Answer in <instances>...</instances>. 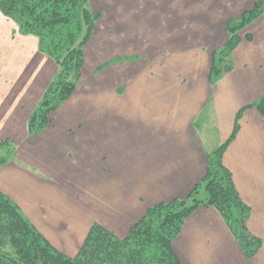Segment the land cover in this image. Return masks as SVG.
Listing matches in <instances>:
<instances>
[{"label": "crops", "instance_id": "obj_1", "mask_svg": "<svg viewBox=\"0 0 264 264\" xmlns=\"http://www.w3.org/2000/svg\"><path fill=\"white\" fill-rule=\"evenodd\" d=\"M257 1L88 0L99 19L79 84L36 137L27 121L57 68L0 13V193L74 257L92 224L124 239L147 209L184 200L237 123L222 164L262 246L247 259L218 212L199 207L172 249L180 264H264V117L251 107L264 97V15L209 83L226 22Z\"/></svg>", "mask_w": 264, "mask_h": 264}, {"label": "trees", "instance_id": "obj_2", "mask_svg": "<svg viewBox=\"0 0 264 264\" xmlns=\"http://www.w3.org/2000/svg\"><path fill=\"white\" fill-rule=\"evenodd\" d=\"M0 13L16 25L19 34L35 37L39 52L57 67L27 122L28 135L35 136L47 126L50 114L74 92L84 64L83 48L99 16L89 11L88 0H0ZM263 14L264 0H258L238 20L226 22L227 42L212 55L211 86L233 69L232 53L241 41L239 32ZM245 39L251 41L249 35ZM251 107L264 117V97ZM237 130L236 123L230 138L208 154L204 177L184 200L147 209L124 239L92 224L74 257L50 246L17 206L0 193V264H180L172 242L199 207L215 209L244 256L252 259L262 241L248 232L250 210L241 202L231 174L222 164V155ZM5 162L0 160V165Z\"/></svg>", "mask_w": 264, "mask_h": 264}, {"label": "rangeland", "instance_id": "obj_3", "mask_svg": "<svg viewBox=\"0 0 264 264\" xmlns=\"http://www.w3.org/2000/svg\"><path fill=\"white\" fill-rule=\"evenodd\" d=\"M88 9H89V11L92 13V11H91L90 8H89V4H88ZM250 10H251V9H250ZM263 15H264V14H263ZM263 15H262V16H263ZM237 20H238V19H237ZM11 22H12V21H11ZM96 24H97V23H95L94 27L96 26ZM245 28H246V27H245ZM225 30H226V26H225ZM241 31H242V30H241ZM241 31H240V32H241ZM240 32H239V33H240ZM226 35H227V33H226ZM238 36H239V34H238ZM246 36H247V35H246ZM246 36H245V37H246ZM239 37H240V36H239ZM227 39H228V36H227V38H226V42H227ZM226 42H225V43H226ZM225 43H224V44H225ZM224 44H223V46H224ZM223 46H222V47H223ZM222 47H221L220 49H222ZM84 48H85V46H84ZM84 48H83V54H84ZM220 49L214 51L213 53L219 51ZM213 53H212V55H213ZM232 54H233V53H232ZM211 60H212V58H211ZM84 62H85V55H84ZM107 66H108V65H104V66H100V67L96 68L95 73H99V72H101L102 70L104 71V70L106 69ZM83 67H84V64H83V66H82V70H83ZM56 68H57V67H56ZM82 70H81V74H82ZM56 72H57V71H56ZM53 78H54V77H53ZM80 78H81V75H80ZM79 81H80V79H79ZM79 81H78V84H79ZM78 84H77V86H78ZM77 86H76V87H77ZM75 89H76V88H75ZM72 94H73V93H72ZM69 98H70V97H69ZM69 98H68V99H69ZM68 99H67V100H68ZM67 100H66V101H67ZM38 103H39V102H38ZM63 103H64V102H63ZM63 103H62V104H63ZM62 104H61V105H62ZM61 105H60V106H61ZM60 106H59V107H60ZM59 107H58V108H59ZM35 108H36V107H35ZM58 108H57V109H58ZM57 109H56V110H57ZM34 110H35V109H34ZM56 110H55V111H56ZM55 111H53V112L50 114V116H49V123L47 124V126L50 124V117L52 116V114H53ZM30 116H31V115H30ZM27 122H28V121H27ZM47 126H46V127H47ZM46 127H44V129H45ZM44 129H43V130H44ZM43 130H42V131H43ZM42 131H41L38 135H40V134L42 133ZM27 133H28V132H27ZM38 135H35V136H29V135H28V137H36V136H38ZM4 151H5V152H3V153H7L8 149L6 148V150L4 149ZM3 155H4V154H3ZM3 155H2V157H1V155H0V160H5V159L3 158V157H4ZM37 232H38V231H37ZM38 233H39V232H38ZM39 234H40V233H39ZM50 246H51V245H50ZM7 250L10 251L9 248H7ZM7 250H6V251H7Z\"/></svg>", "mask_w": 264, "mask_h": 264}]
</instances>
